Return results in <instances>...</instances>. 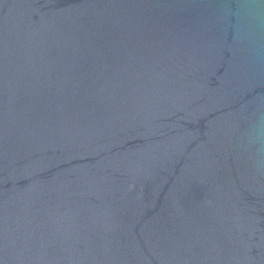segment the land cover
Listing matches in <instances>:
<instances>
[{"label":"water","instance_id":"95a60500","mask_svg":"<svg viewBox=\"0 0 264 264\" xmlns=\"http://www.w3.org/2000/svg\"><path fill=\"white\" fill-rule=\"evenodd\" d=\"M0 264H264V0H0Z\"/></svg>","mask_w":264,"mask_h":264}]
</instances>
